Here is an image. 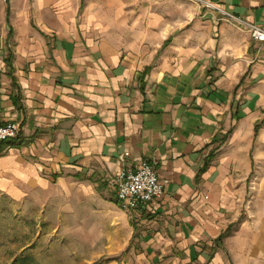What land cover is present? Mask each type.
I'll return each instance as SVG.
<instances>
[{"label":"crops","instance_id":"0c3cea01","mask_svg":"<svg viewBox=\"0 0 264 264\" xmlns=\"http://www.w3.org/2000/svg\"><path fill=\"white\" fill-rule=\"evenodd\" d=\"M21 1L0 0V114L23 143L0 156V195L99 190L147 161L162 195L127 213L150 264H264V42L247 27L264 30V0H196L179 17L165 0L117 3L130 14L115 40L80 20L93 0Z\"/></svg>","mask_w":264,"mask_h":264},{"label":"rangeland","instance_id":"374dc122","mask_svg":"<svg viewBox=\"0 0 264 264\" xmlns=\"http://www.w3.org/2000/svg\"><path fill=\"white\" fill-rule=\"evenodd\" d=\"M129 1L133 0H93L97 9H83L80 20L86 14L98 38L107 36L115 40L126 36L125 16L130 12L127 9L117 12L115 4ZM134 2L136 15L147 1ZM165 2L168 13L175 17L181 15L180 4L191 8L197 4L196 0ZM6 3L8 8L10 4L19 8L24 5L21 0H6ZM194 12L190 9L191 14ZM261 126H257L259 130ZM254 177L258 182L251 192ZM260 183V175L253 172L247 182V210L259 193ZM107 186L90 191L78 183L55 184L39 189L23 201L0 195V264H17V259L26 260V264H150L147 257L137 252L132 222L127 211L115 203L114 185Z\"/></svg>","mask_w":264,"mask_h":264},{"label":"built area","instance_id":"2783aa9c","mask_svg":"<svg viewBox=\"0 0 264 264\" xmlns=\"http://www.w3.org/2000/svg\"><path fill=\"white\" fill-rule=\"evenodd\" d=\"M249 31L255 40L264 42V30L254 25H248ZM21 126L15 122H5L0 114V145L18 139ZM129 156V154H127ZM258 178L251 181V192H254ZM112 184L115 187L119 206L127 212L147 208L158 200L163 192L161 180L152 164L142 161L137 167L125 168L119 172ZM255 186V187H254ZM253 197L250 195V200Z\"/></svg>","mask_w":264,"mask_h":264},{"label":"trees","instance_id":"16d2710c","mask_svg":"<svg viewBox=\"0 0 264 264\" xmlns=\"http://www.w3.org/2000/svg\"><path fill=\"white\" fill-rule=\"evenodd\" d=\"M258 130H259V127L256 126V130H255L256 135L258 133ZM20 142L21 141H19V139H14V140L8 141V142H6L4 144H1V146H0V156L4 155V150H5L6 147H11V148H19V147H21L23 145V143H20ZM78 178H80V177H78ZM115 203L117 205H119L118 201H116ZM16 263L17 264H26L27 262H26V260L17 259Z\"/></svg>","mask_w":264,"mask_h":264}]
</instances>
